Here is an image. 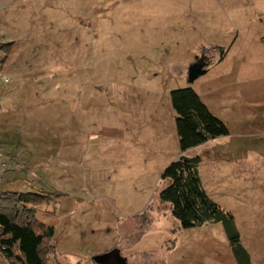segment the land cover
<instances>
[{
	"label": "rangeland",
	"instance_id": "obj_1",
	"mask_svg": "<svg viewBox=\"0 0 264 264\" xmlns=\"http://www.w3.org/2000/svg\"><path fill=\"white\" fill-rule=\"evenodd\" d=\"M0 61V83L22 88L26 115L56 136L55 161L36 176L59 195L43 207L55 220L54 200L83 197L85 242H136L133 264H166L167 225L170 257L228 264L222 235L213 246L199 227L177 238L159 198L160 174L180 153L170 91L200 93L229 134L187 154L202 157L201 178L250 264H264V0H0ZM197 62L206 71L189 82Z\"/></svg>",
	"mask_w": 264,
	"mask_h": 264
},
{
	"label": "trees",
	"instance_id": "obj_2",
	"mask_svg": "<svg viewBox=\"0 0 264 264\" xmlns=\"http://www.w3.org/2000/svg\"><path fill=\"white\" fill-rule=\"evenodd\" d=\"M209 49L223 51L219 46ZM170 102L175 115L180 153L160 174L168 182L159 193L160 201L170 205L179 229L221 223L238 263L250 264L249 254L241 244L233 216L214 201L203 187L199 174L202 157L199 154H185L191 147L228 135L229 128L190 87L170 91ZM58 195L56 192L0 193V256L9 264H47L53 253L51 240L54 229L37 217V210ZM175 239L163 243L165 252L173 247Z\"/></svg>",
	"mask_w": 264,
	"mask_h": 264
},
{
	"label": "crops",
	"instance_id": "obj_3",
	"mask_svg": "<svg viewBox=\"0 0 264 264\" xmlns=\"http://www.w3.org/2000/svg\"><path fill=\"white\" fill-rule=\"evenodd\" d=\"M4 78L7 77H2L3 82L0 83V152L2 153L3 162L7 164V168L3 173L2 180L0 181V193H47V190L49 192H51V190L54 191L56 189H54L52 185L48 186L46 181L39 179L36 176V172L41 171L42 169L46 170V166L55 161H52L53 158H55V153L52 151V147L50 145V141L55 136V133L42 131L36 126V122L41 120L39 113L37 114L33 111L32 115L27 116L25 110L26 105L30 106L32 101L28 100L26 102L24 96L19 94V92L23 91L22 88L19 89L18 87L16 88L14 86L7 85L8 81L6 83ZM198 94L205 103L202 95L200 93ZM205 104L210 109V106L207 103ZM20 123H24L25 126H20ZM26 123L31 124L27 127ZM189 149L185 151L186 155H188L187 151ZM212 153L214 155V152ZM51 155L52 157L54 155L52 160L50 158ZM177 155H175V158L178 157ZM11 160L16 161L23 166L22 169L18 170L20 172H10L15 171V169L11 166ZM201 181L205 191L213 199L202 178ZM83 199L84 198L80 196H74V198L66 196L61 200L60 198L54 200L55 204H60L58 208L55 206L53 208V211L57 210L56 213L59 214V217L55 220H53L55 215L54 212V214L47 213L46 208L43 207L44 205L38 207L37 217L45 224L53 226L54 229V234L51 240L53 253L49 256L47 264H100L93 260L92 257L96 254H107L111 251H115L118 254L119 258L122 260L121 264H133L132 258L136 253V242L121 244L122 237L120 238L118 234H111L107 237L106 241L100 245L94 244L89 246L85 242L86 239H84L83 236L84 226L82 224H86V222L84 214H80L85 211L86 205L85 202H83ZM166 204L170 209V205L168 203ZM127 220L128 224H124L125 232H130L132 230V220L131 218H127ZM172 222L176 224L175 221L172 220ZM114 223H118V220ZM199 228L207 229L210 232L206 237L200 236L199 242L203 241L206 245L213 246L217 241L213 233L217 236L222 235V246L224 248V253L228 258V264H239L230 248L221 223H209ZM115 229L117 230V226ZM161 229H163V231L166 230L167 232H164L166 237H163L164 240H162V242H165L166 239L169 238L168 236L171 237L172 235L170 231L171 229L168 225L167 229ZM177 233V238H179L180 235L185 232L183 229H177ZM195 243H198V241H195ZM241 244L248 252L242 241ZM113 248L115 249L112 250ZM173 251L174 249L167 251L165 254L166 264H212L211 262L206 261V259L199 261L192 260L189 262L185 259H174L169 256L173 255ZM88 252L92 255L91 257H86V255H84ZM81 254L83 256H81ZM134 264L137 263L134 262Z\"/></svg>",
	"mask_w": 264,
	"mask_h": 264
},
{
	"label": "water",
	"instance_id": "obj_4",
	"mask_svg": "<svg viewBox=\"0 0 264 264\" xmlns=\"http://www.w3.org/2000/svg\"><path fill=\"white\" fill-rule=\"evenodd\" d=\"M206 71L205 67H203L202 64L200 63H194L192 65H190L188 67V70H187V79L189 82H192L193 80H195L198 76L204 74ZM106 255L107 254H96L94 255L92 258L93 260H95L97 263H100V264H107L106 262ZM119 258V256H118ZM119 260H121V258H119Z\"/></svg>",
	"mask_w": 264,
	"mask_h": 264
},
{
	"label": "built area",
	"instance_id": "obj_5",
	"mask_svg": "<svg viewBox=\"0 0 264 264\" xmlns=\"http://www.w3.org/2000/svg\"><path fill=\"white\" fill-rule=\"evenodd\" d=\"M4 81L7 82L8 79L4 78ZM11 166L13 169H18V170L23 168V166L21 164H19L18 162L14 161V160H11ZM6 168H7V164L3 162L2 155L0 153V181L2 180L3 173L5 172Z\"/></svg>",
	"mask_w": 264,
	"mask_h": 264
},
{
	"label": "flooded vegetation",
	"instance_id": "obj_6",
	"mask_svg": "<svg viewBox=\"0 0 264 264\" xmlns=\"http://www.w3.org/2000/svg\"><path fill=\"white\" fill-rule=\"evenodd\" d=\"M200 64H203L200 62ZM107 264H121L122 260H119L118 254L115 251H111L106 255Z\"/></svg>",
	"mask_w": 264,
	"mask_h": 264
}]
</instances>
